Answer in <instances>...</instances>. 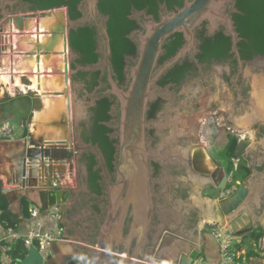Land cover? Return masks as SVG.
<instances>
[{
    "label": "water",
    "instance_id": "obj_1",
    "mask_svg": "<svg viewBox=\"0 0 264 264\" xmlns=\"http://www.w3.org/2000/svg\"><path fill=\"white\" fill-rule=\"evenodd\" d=\"M84 1L90 17L96 21L105 37L106 50L104 61L100 60L94 68L87 66L79 69L91 71L99 68L102 63L108 68V92L118 99L121 114L118 157L113 163L115 172L111 174L102 149L97 144L82 143L77 132L88 106L93 103L79 95V85L73 81V74L78 69H73L71 63L73 51L69 36L75 22L71 20L69 7L64 6V12H58L63 7H56L32 14L27 19L25 16L13 18L16 27L23 31L28 30L32 24L28 20L37 18L39 21L45 16H53L54 22L47 27L49 36L46 42L33 41L34 45L25 49L24 58L30 57L31 61L34 58L39 71L42 58L46 68L59 61L56 59L59 53L65 55V61L60 67L61 72L53 73L49 69L47 72H35L39 74V79L42 73L53 75L49 80L51 86L44 94L59 98V114L55 112L52 118H42L45 120L37 123L36 132L26 120L19 140L0 142V161L3 163L0 169V199H6L9 210L16 202H23L24 199L44 210L58 207L59 228H65L67 232V235L64 233L65 242L74 240L79 244L55 243L52 245V254L46 260L32 245L19 264H54L53 255L89 251L86 248L92 251L89 264H192L200 257V248L206 243L204 230L211 224L217 225V229L225 235L235 238L249 233L258 223L264 232V173L254 172L230 196H208L203 191L210 187L208 183L213 168L206 148L202 145L182 148L181 145L173 144L153 147L147 134V129L152 126L147 120L149 105L157 98L160 90L156 82L167 69L195 50V33L203 23L209 22L212 31L224 25L227 34L232 37L233 49H237L240 37L227 13L228 6L234 0H185L183 7L167 13L160 22L149 21L146 32L140 35L139 57L130 67L131 80L127 88L120 87L111 75V43L107 27L97 17L99 0ZM4 2L9 3L8 0H0V4ZM84 21L80 19L76 24ZM176 33L183 35L184 44L157 72L164 45ZM247 72L251 76V87L243 116L249 125L251 115L254 118L250 123H254L258 114L263 112L264 70ZM257 101L262 106H258ZM175 115L180 114L176 111ZM261 120L264 123V119ZM246 132L251 133V127ZM255 141L264 151V136L255 138ZM162 148L166 150L169 159L186 168L181 177L164 178L184 182L181 185L184 197L165 200V203L158 199L160 192L166 191L162 185L164 179H157L153 175V165H163L160 153ZM246 150H250L248 144H242L238 150L239 156ZM84 153L95 157L96 170H100L101 178L105 179L102 188L107 200L100 205L104 212L102 220L91 228L94 236L91 244L84 240V235L79 233L69 218L64 216L60 221L59 207L66 211L72 199L71 190H56L53 187L55 181L59 182L60 176L69 173L71 177L75 164L79 166L80 157ZM254 183H257L258 188ZM157 185L162 186L160 192ZM261 262L264 264V260Z\"/></svg>",
    "mask_w": 264,
    "mask_h": 264
},
{
    "label": "flooded vegetation",
    "instance_id": "obj_2",
    "mask_svg": "<svg viewBox=\"0 0 264 264\" xmlns=\"http://www.w3.org/2000/svg\"><path fill=\"white\" fill-rule=\"evenodd\" d=\"M8 1L9 3L0 4V67L5 65L4 63H10L15 53V37H21V35L17 34V30L10 26L13 23V18L25 16L27 19L32 14L56 8L39 9L37 7L38 0ZM101 2V0L98 2L97 17L108 30L111 14L105 13L103 8H110L112 3L117 4L119 0H104L103 8L100 7ZM146 2L148 5L143 7L131 3L130 11L126 14L127 21L123 19L120 22L131 27L124 37V42H128V51L123 54L122 75L124 79L122 81L115 71L112 62L113 53H111V75L122 88H127L130 83V67L138 60L141 44L140 35L146 32V24L149 21L160 22L167 13L177 11L185 4V0H152L151 2ZM238 3L239 0H234L227 9V13L231 16L235 30L240 37L237 49H233L232 37L227 34L224 25H220L215 31H212L209 22L203 23L195 33V50L189 52L159 77L156 86L161 91H158L157 98L150 103L147 112V120L152 125L147 129L148 140L153 147L173 144V146L181 145L182 148H193L198 145L206 148L213 169L211 170L210 182L208 183L210 187L204 189L203 194L215 196L216 198L232 195L246 180L254 175V172L264 173V151L260 149V145L254 143L255 140L246 132L251 127V131L256 136L255 138L258 139L264 136V123L261 120V118L264 119V108L263 112L258 114L254 123H250L254 118L251 115L249 125L245 123L246 118L243 116L244 108L249 101L251 87L249 81L251 76L248 75L247 70L254 73L264 70V54L253 53L247 47L244 48V46L240 45L243 37L239 30L238 20L235 17V14L242 12ZM64 6L67 5L62 4L57 7L64 8ZM78 6L81 12L80 15L75 20L71 18L75 25L70 30V45L73 29L77 30L79 26L84 24H88L91 29L95 28L94 39L97 45L94 49V54L98 57L94 63L88 64V67H95L100 60H105V37L96 21L90 17L85 7V1L81 0ZM36 19L32 18L34 22ZM80 19H85V21L81 24H76ZM37 27L39 26L37 25L35 30L33 29L35 38L30 37L35 41L38 37L37 32L40 30V27L39 29ZM30 34L33 33L26 30L25 35ZM183 44V35L179 43H177L175 35L168 38L164 45V53L158 61L157 72L174 57ZM72 51V67L73 69H78L77 73L73 74L74 84L78 83L79 85V95L86 98L87 102L93 103L88 106L86 116L80 121L77 132L82 143L97 144L103 152V148L99 143L93 142L94 139L101 138V130L97 128L95 120L99 117L104 118L105 115L108 117L106 120H98L97 123H102L109 129L106 132V136L111 142L112 165L108 164L107 156L103 153L111 174H114L113 163L118 157V134L121 114L118 99L108 92L110 89L108 68L102 63L97 69H92L91 71L81 70L79 68L87 67L84 62L86 56L73 48ZM244 54H249L251 57H245ZM58 56L62 58L63 62L65 61L63 53H59ZM94 73L98 75L97 78L92 75ZM79 75L83 76L80 77ZM24 77L28 76L24 75ZM260 87L261 85L259 84L258 88ZM107 100L109 106L104 102ZM257 103L258 106H262L259 101ZM105 104L108 106L106 114L105 109L107 107H105ZM176 111L180 115H175ZM170 122L171 124L169 125ZM242 144H248L250 150L244 151L239 156L238 150ZM165 151L163 148L160 151L163 158L162 167L153 165L154 177L164 179L183 176L186 168L182 164L169 159ZM96 166L97 162L92 154H82L79 166L76 167L75 164L71 177L69 175V178H71L70 182L68 181L64 185L59 184L58 188L56 187V190L60 188L71 190L72 194V199L66 206V211L59 207L61 211L60 221L62 218L64 219V216L69 218L74 227H77L79 233L84 235V240L90 244L94 240L91 228L96 223H99L104 216L100 205L107 201L106 194L103 192L104 188H102V184H105V179L101 178L100 170H96ZM90 168L92 171H90ZM74 174H76V177ZM112 176L114 178V175ZM183 184L184 182L180 180L164 179L162 185L166 187L165 192H160L162 186H156L158 192H160L158 198L160 202L165 203V200L183 198L184 192L181 186ZM254 185L258 188L257 183H254ZM232 188L233 190H231ZM260 228L262 229L258 223L244 236H249L253 231ZM63 230L67 235L65 228ZM73 241L64 242L63 244L79 245ZM86 250L89 251L78 250L76 253L53 255L54 264H89L90 257L92 259V251L89 248H86ZM249 250L251 254L246 249V264H261V261L264 260L263 229L261 239L258 243H253V248Z\"/></svg>",
    "mask_w": 264,
    "mask_h": 264
},
{
    "label": "trees",
    "instance_id": "obj_3",
    "mask_svg": "<svg viewBox=\"0 0 264 264\" xmlns=\"http://www.w3.org/2000/svg\"><path fill=\"white\" fill-rule=\"evenodd\" d=\"M81 0H38V8H54L58 5L65 4L70 9V17L75 20L76 17L80 15L78 5ZM100 7L103 8L104 0H101ZM151 2L152 0H119V2L112 3L110 8H103L105 13L111 14V19L108 22V32L111 37L112 44V62L115 68V71L118 73L119 79L122 81L124 79L122 75L123 71V57L124 53L128 51V42H124L125 33L131 28L127 24H121L120 22L123 19H126V14L130 11L131 3H135L136 6L143 7L148 5L146 2ZM238 6L242 11L240 14H235V17L238 20L239 30L243 40L240 45L247 47L253 53L264 54V0H239ZM96 31L95 28H89L88 24L79 26L77 30H72L71 36V46L75 51L86 56L84 59L85 65L92 64L97 60V55L94 53L96 47V40L94 39ZM177 43L180 42L182 37L181 33L175 34ZM245 57H251L249 54H244ZM81 73V72H80ZM87 74V73H85ZM84 75V74H83ZM83 75H79L82 77ZM95 78L98 77L96 73L92 74ZM108 104L109 102L104 101ZM107 104H105V114L108 109ZM108 117H99L95 120L97 128L101 130V138L94 139V143L98 142L99 145L103 148V152L107 156L108 164L112 165L113 155L110 152L111 142L106 136V132L109 131L104 124L97 123L98 120H106ZM86 141H88L86 139ZM111 167V166H110ZM90 171L91 168H90ZM32 204L27 199L23 200V215L24 217L31 216L29 211ZM0 209H1V226L4 230H17L19 223L23 218H19L13 215L9 210V204L5 198L0 199ZM262 237V229L253 231L249 236L243 239L242 243L239 244V248H244L247 246L249 249L253 248V243H258ZM244 242V243H243ZM249 242V243H248ZM28 246L25 244L23 239L18 240L13 243L8 250V255L12 258V264H19L20 261L26 257L28 253Z\"/></svg>",
    "mask_w": 264,
    "mask_h": 264
},
{
    "label": "built area",
    "instance_id": "obj_4",
    "mask_svg": "<svg viewBox=\"0 0 264 264\" xmlns=\"http://www.w3.org/2000/svg\"><path fill=\"white\" fill-rule=\"evenodd\" d=\"M37 25L39 26V22L37 19L35 20ZM17 34L22 35L18 29ZM39 35V32H37ZM42 33V32H41ZM41 36V34H40ZM19 59L17 60L15 58V53L12 57V60L10 63H4L5 65H1L0 69L3 68L2 71H0V77L1 75H5L9 79L13 78V81H15V75H17V72H13L12 66H15L16 63H18ZM2 73V74H1ZM15 83V82H14ZM3 86H7L5 83L1 84ZM18 138L14 135V128L11 124L5 123L0 125V140H6V141H15V139ZM59 186V183L54 182L53 187L56 188ZM233 190V188L231 189ZM34 205V204H33ZM31 207V216L37 217L40 214V209L36 205ZM50 216L52 220L54 221V227L51 229H43L40 223H36L30 231L25 234L21 235L16 232V230L9 229L7 230L8 233L5 235L0 236V264H12L13 260L8 255V250L11 247L13 243L16 241L23 239L25 241V244L28 246V248L32 245H34L40 254L44 257V260L47 259V257L51 253L52 245L59 242H65L64 239V230L59 228L58 224V207H54L49 210ZM208 228H211L209 230ZM207 232L211 233L220 244V259L218 263H212L203 261L200 259V257L196 258L192 262V264H246V255L247 252L245 248H236L235 244L232 242V240L238 241V238L225 235L220 230L217 229V225L211 224L210 226H207ZM239 244V241H238ZM46 264V262H45Z\"/></svg>",
    "mask_w": 264,
    "mask_h": 264
},
{
    "label": "crops",
    "instance_id": "obj_5",
    "mask_svg": "<svg viewBox=\"0 0 264 264\" xmlns=\"http://www.w3.org/2000/svg\"><path fill=\"white\" fill-rule=\"evenodd\" d=\"M36 26H37V23H34V28H31L29 31L31 32V33H34L33 32V29L35 30V28H36ZM33 37V34L32 35H30V37ZM30 37H28L29 39H32V38H30ZM19 40H22V38L21 37H19ZM34 40V39H33ZM16 51H17V53L15 54L16 55V59L18 60L19 58L21 59V58H23V56L20 54L21 53V47H20V42H19V47L18 48H16ZM61 63L59 62V61H57V62H55V63H53L52 64V66H50V67H48V68H46V69H43V66H41V70L43 71V72H47L48 71V69L49 70H53L52 72L53 73H56V72H61V69L58 67L59 65H60ZM63 64H64V62H63ZM17 65V64H16ZM62 65V64H61ZM52 67H54V68H52ZM14 68H15V66H12V69L14 70ZM60 69V70H59ZM23 70V69H22ZM19 75H16L15 76V80L17 79V77H19L20 78V80H21V78H23L24 77V75L25 76H28V78L30 77V75L32 74L33 76H36L37 77V74L35 73L36 71L35 70H33V68L32 67H29V69L26 71V70H24V72H19V71H17V70H15ZM42 71H40V72H42ZM21 74V75H20ZM42 75V77L44 76L45 78V80H47V81H49L50 80V78H52L53 77V75H47V74H44V73H42L41 74ZM46 75V76H45ZM1 79V78H0ZM29 79H31V78H29ZM1 81V80H0ZM22 82V81H21ZM31 82H32V80H31ZM1 83V82H0ZM14 82H12V84H13ZM15 84V83H14ZM13 84V85H14ZM17 84V83H16ZM32 84V83H31ZM21 85H23V83L21 84ZM24 86H16L15 87V90L16 89H21V90H25V89H27L26 91H28L29 89L30 90H34V89H31V88H23ZM0 88H1V86H0ZM47 88H48V84H47ZM6 89H9L13 94L12 95H14V89L13 90H11L12 88H10V87H7L6 86ZM29 93V92H28ZM28 93H27V95L25 94V96H28V99H29V102H30V107H29V110H23L22 109V107L20 106V105H18V104H16V105H10L11 104V101H8V102H0V125H2V124H5V123H7V122H11V120H15L16 122H18L19 123V125L21 126V129L20 130H18L19 132H18V134L16 135L15 134V129H14V135H15V137H17L18 136V138H16L15 139V141H17V140H19L20 138H21V133H22V125H23V123H24V121H28V123H29V125L31 126V129L32 130H34L35 131V129H36V127L38 126L37 124L35 125V123H34V118H35V116H36V114H43V111H44V109L43 108H45V102H44V99H43V97H41L40 95H39V93H37V94H33L32 96H30V95H28ZM11 94V93H10ZM22 95H24V94H22ZM14 98V97H13ZM37 103L38 104H40V106L38 107L37 106ZM53 116H55L54 114H49L48 116H46V117H50V118H52ZM42 120H45V119H42L41 118V121ZM10 124V123H9ZM13 127V126H12ZM16 127V126H15ZM14 128V127H13ZM36 132V131H35ZM15 141H9V142H15ZM0 142H4L3 140H0ZM1 168H3V163L0 161V169ZM76 173V172H75ZM75 175V177H76V174H74ZM67 178H69V173H66L65 175H63V176H60V180H59V182L58 181H55V182H57V183H59L60 185H64V184H66V182H68L71 178H69V179H67ZM70 182V181H69ZM31 203V202H30ZM32 205H33V203H31ZM32 205L30 206V209H29V211H30V213H31V207H32ZM35 205V204H34ZM33 205V206H34ZM23 203L22 202H16L12 207H11V209H10V212L13 214V215H15V216H17V217H19V218H23L22 219V221L19 223V225H18V229L16 230V232L17 233H19V234H21V235H25V234H27L29 231H30V229L34 226V225H36V223H40L41 224V226H42V228L43 229H51L52 227H54V221L52 220V218H51V216H50V212H49V210H44V209H42L41 211H40V214L37 216V217H33V216H29V217H24V215H23ZM204 232H205V234H204V237H205V241H206V243L200 248V250H202L201 251V254H200V256L201 257H203V258H205L208 262H212V263H218L219 262V259H220V244H219V241L211 234V233H209V232H207V231H205L204 230ZM8 233V231L7 230H4L3 228H2V226L0 227V236L1 235H5V234H7ZM202 235V234H201ZM244 238H246V236H244V237H239L238 238V241H239V243H242V241H243V239ZM17 242V241H16ZM244 243V242H243ZM249 243V242H248ZM255 243V242H254ZM244 248H246V247H244ZM247 249V248H246ZM245 249V250H246Z\"/></svg>",
    "mask_w": 264,
    "mask_h": 264
},
{
    "label": "bare ground",
    "instance_id": "obj_6",
    "mask_svg": "<svg viewBox=\"0 0 264 264\" xmlns=\"http://www.w3.org/2000/svg\"><path fill=\"white\" fill-rule=\"evenodd\" d=\"M64 11H65L64 8L58 9V12H64ZM28 21L32 23L29 28L30 29L33 28L32 25L35 22L32 19H30ZM53 22H54L53 16L52 17H49V18H48V16H45L44 18H41V20L39 22L40 30H38V32H39V36H40V34H42V36H40L39 39H36V41L33 40V39H26V38H28V36L25 35L26 34V30L20 31L16 27V25H15L14 22H13L14 24L11 23V25H10L11 28H14V30H17L18 29L21 33H23L21 35L22 40H19L18 37H15L14 46H15V43H17V42L19 43L20 42V45H21L20 46L21 47V53L20 54L23 56V58L20 59V63L18 62L17 65H15V68H14L13 72H16L15 70H17V69L18 70L19 69L20 70L23 69L22 71L24 72V70L27 71L29 69V67H32L38 73L40 72L38 70L37 62L35 61L34 58L32 59V61L29 60L30 57H27L26 59L24 58V54L26 53V50L25 49L28 48V47H30L31 45H34V43H32L33 41L35 43H37V42H40V43L46 42V40H47V38L49 36L48 28L47 27H49L50 24L53 23ZM41 27H43L44 30H41ZM29 28H28V30H30ZM41 32H44V33H41ZM30 35H32V34H30ZM33 37L35 38V33H33ZM41 37H42V39H41ZM18 47H19V44H18ZM16 48H17V46H15V53H17ZM56 59H59V58L56 57ZM42 60L43 61H41V63H40V68H41V66H43V69H46L45 68L46 67L45 66L46 65V62L44 61L43 58H42ZM17 75H19V74H17ZM38 75L39 74H37V77L36 76L31 77L32 84H33L31 89H34L33 90L34 92L43 95V99H44V102H45V108H44L43 114L42 115L41 114H38L39 116L34 120L35 125L41 120V118H44V117L48 116L50 113L53 114V113L56 112V115H58L59 114V108H60V105H61L60 104V100H59L58 97H55L53 95H46V94H44L45 92H47L49 90V88L51 86V83H49L50 81L45 80L44 79L45 77L44 76L42 77L41 74H40L41 75V79H39L38 78ZM48 75H51V74H48ZM0 78H1V83L4 82L5 84L10 85V86H7V87H14V90H15V86H19V85L20 86H23V85H21L22 82H21V80H20L19 77H17V79L15 81H13V78L12 79H9L5 75H1ZM12 82H15V84L13 83L14 84L13 85ZM1 83H0V86H1L0 91H3V93H4L5 92V89H6V86L1 85ZM47 84H48V88H47ZM23 91H26V90H23Z\"/></svg>",
    "mask_w": 264,
    "mask_h": 264
},
{
    "label": "rangeland",
    "instance_id": "obj_7",
    "mask_svg": "<svg viewBox=\"0 0 264 264\" xmlns=\"http://www.w3.org/2000/svg\"><path fill=\"white\" fill-rule=\"evenodd\" d=\"M65 10V9H64ZM58 21H59V19H57ZM44 27V26H43ZM43 27H41V30H44V28ZM28 37L30 36V35H27ZM41 36H42V34H41ZM26 39H29V38H26ZM41 39H42V37H41ZM18 42L17 43H15V46H17V48H18ZM63 49V47L61 48V50ZM16 54V53H15ZM15 57H16V55H15ZM58 58L59 59H57V60H59V62L61 63V64H63V61H62V58H60L59 56H58ZM20 59V58H19ZM17 64V63H16ZM59 65V68L62 66V65ZM17 69V68H16ZM3 70V68H1L0 69V71H2ZM34 70V69H33ZM17 71H19V72H23L22 70H18L17 69ZM2 74V73H1ZM31 77H33V75L31 74L30 75V77L29 78H31ZM28 77H23V78H21V81H22V83H23V86L25 87V88H32V85L33 84H31L32 82H31V79H29ZM1 80V79H0ZM1 82V81H0ZM4 83V82H3ZM3 83H1V84H3ZM7 85V84H6ZM7 86H10V85H7ZM20 86V85H19ZM16 87V86H15ZM10 88H12L11 90H13L14 89V87H10ZM25 90H27V89H25ZM29 92V93H28ZM11 93V94H10ZM27 93H28V95H30V96H32L33 94H37L36 92H34V91H32V90H28V91H23V90H21V89H16V90H14V95H12L13 93L9 90V89H5V92L3 93V91H0V102H8V101H11V104L10 105H16V104H18V105H20L21 107H22V109L23 110H29V107H30V102H29V99H28V96H25V94L27 95ZM22 94H24V95H22ZM14 97V98H13ZM37 106L39 107L40 106V104H38L37 103ZM44 109V108H43ZM39 115L37 114L36 116H35V118H34V120L38 117ZM7 123H10L13 127H14V129H15V134L17 135L18 134V130H20L21 129V126L19 125V123L18 122H16L15 120H11V122L9 121V122H7ZM16 126V127H15ZM249 135H250V137L252 138V139H254L255 140V136H254V133L253 132H251V133H249ZM254 143H255V141H254ZM209 230H211V228H208ZM232 242L235 244V246H236V248H238L239 249V244H238V241H236V240H232ZM246 248H247V246H245ZM245 248V249H246ZM200 259L201 260H203V261H207L205 258H203V257H201L200 256ZM208 262V261H207Z\"/></svg>",
    "mask_w": 264,
    "mask_h": 264
},
{
    "label": "clouds",
    "instance_id": "obj_8",
    "mask_svg": "<svg viewBox=\"0 0 264 264\" xmlns=\"http://www.w3.org/2000/svg\"><path fill=\"white\" fill-rule=\"evenodd\" d=\"M205 231H207V228L205 229Z\"/></svg>",
    "mask_w": 264,
    "mask_h": 264
}]
</instances>
